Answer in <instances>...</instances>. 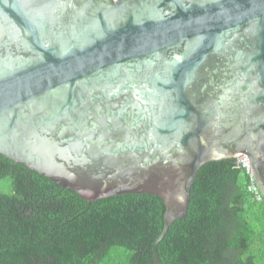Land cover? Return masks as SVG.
Instances as JSON below:
<instances>
[{
  "label": "water",
  "instance_id": "obj_1",
  "mask_svg": "<svg viewBox=\"0 0 264 264\" xmlns=\"http://www.w3.org/2000/svg\"><path fill=\"white\" fill-rule=\"evenodd\" d=\"M0 153L88 201L247 157L264 197V0H0Z\"/></svg>",
  "mask_w": 264,
  "mask_h": 264
},
{
  "label": "trees",
  "instance_id": "obj_2",
  "mask_svg": "<svg viewBox=\"0 0 264 264\" xmlns=\"http://www.w3.org/2000/svg\"><path fill=\"white\" fill-rule=\"evenodd\" d=\"M236 158L197 170L162 264H264V197ZM165 206L153 194L93 201L0 153V264H154Z\"/></svg>",
  "mask_w": 264,
  "mask_h": 264
},
{
  "label": "built area",
  "instance_id": "obj_3",
  "mask_svg": "<svg viewBox=\"0 0 264 264\" xmlns=\"http://www.w3.org/2000/svg\"><path fill=\"white\" fill-rule=\"evenodd\" d=\"M239 165L245 169V171L249 174L250 176V186L249 189H251V191H253L255 198L256 199H261L262 194L260 193L259 189L256 187L255 185V181L248 163V159L247 157H242L238 160Z\"/></svg>",
  "mask_w": 264,
  "mask_h": 264
}]
</instances>
